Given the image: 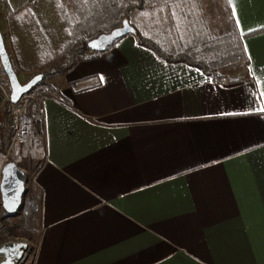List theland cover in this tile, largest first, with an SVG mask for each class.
Masks as SVG:
<instances>
[{
    "label": "crops",
    "instance_id": "1",
    "mask_svg": "<svg viewBox=\"0 0 264 264\" xmlns=\"http://www.w3.org/2000/svg\"><path fill=\"white\" fill-rule=\"evenodd\" d=\"M228 1L244 79L128 35L46 80L33 264H264V0Z\"/></svg>",
    "mask_w": 264,
    "mask_h": 264
},
{
    "label": "trees",
    "instance_id": "2",
    "mask_svg": "<svg viewBox=\"0 0 264 264\" xmlns=\"http://www.w3.org/2000/svg\"><path fill=\"white\" fill-rule=\"evenodd\" d=\"M4 1L6 0H0V3ZM50 1L53 3L60 23L64 26V34L68 41L63 60L59 62H43L36 66L32 78L42 74L43 80L38 85L42 86L46 91L53 92L52 86L46 81L49 77L67 73L75 67L81 58L96 54L88 49L89 41L103 33H108L123 26L125 20H128L135 28L134 37L138 45L152 51L158 58L167 63L186 64L197 68L213 80L238 81L249 75L250 59L245 50L244 38L252 34L242 36L239 33L228 0H222L221 4L226 12L229 28L224 33L216 35L212 34V32L204 31L205 29H200L199 21L192 17L195 0H71L73 12L67 8L65 0ZM156 6L167 7L172 15L179 13L185 21L188 20L191 29L189 28L190 33L187 34V37L190 36V38L185 41L181 39L177 44L172 42L169 45H165L143 33L131 23L135 12H143L147 8ZM86 12H91L89 17L84 20L79 19ZM184 20H182V24H187ZM194 25L199 30L195 31ZM12 42L13 45L16 44L17 39L12 37ZM9 57L18 75L13 56L10 53ZM233 73L237 76L235 77ZM6 84L11 91L8 79ZM8 115L9 103L5 102L2 106V119H6ZM37 216L38 220L39 215ZM11 218H15V215H9L3 210L0 197V227L9 223Z\"/></svg>",
    "mask_w": 264,
    "mask_h": 264
},
{
    "label": "rangeland",
    "instance_id": "3",
    "mask_svg": "<svg viewBox=\"0 0 264 264\" xmlns=\"http://www.w3.org/2000/svg\"><path fill=\"white\" fill-rule=\"evenodd\" d=\"M65 2L67 8L73 12L71 0H65ZM221 2L222 0H195L192 17L199 21L200 29H205L204 31L212 32L214 35L228 30L226 12ZM89 14L91 12H86L79 19L84 20L89 17ZM176 15H172L167 7L156 6L133 15L131 23L159 43L169 45L173 42L177 44L181 39L185 41L190 38V36L187 37V34L190 33L189 28L191 29V27L188 20L185 21L180 15ZM182 20L187 24H182ZM193 28L195 31L199 30L196 25ZM63 29L64 26L60 23L50 0H6L0 3V30L7 51L13 56L18 70V78L22 84L27 83L32 78L39 63L63 60L68 41ZM12 37L17 39L15 46ZM103 53L97 52L88 60ZM54 77L56 79L62 76L56 75ZM0 80L6 84L7 78L1 63ZM4 102L6 100L0 91V109ZM8 118L9 115L6 119H2L0 116V122L6 121ZM7 142V135L0 123V151L4 149ZM23 167L26 170L35 169L33 162L29 160L24 163ZM37 215L32 221L34 230L38 229ZM9 223L0 227V246L5 242L18 240L28 243L30 252L34 250L37 246L38 237L25 233L16 217L11 218Z\"/></svg>",
    "mask_w": 264,
    "mask_h": 264
},
{
    "label": "built area",
    "instance_id": "4",
    "mask_svg": "<svg viewBox=\"0 0 264 264\" xmlns=\"http://www.w3.org/2000/svg\"><path fill=\"white\" fill-rule=\"evenodd\" d=\"M0 91L6 102L9 103V118L2 122V129L7 135V144L0 151V183L2 172L9 162H14L25 173V195L22 205L15 214L17 221L25 233L37 236L41 230L32 228V221L40 212L42 193L37 182L38 169L26 170L23 165L29 160L40 163L46 159L45 148V116L46 101L50 98H59L58 94L46 91L37 85L21 97L17 103L11 102V91L7 84L0 80ZM29 245L23 241H9L0 246L3 258L0 264H33L36 249L30 252ZM6 249V252H1ZM16 249H19L15 252Z\"/></svg>",
    "mask_w": 264,
    "mask_h": 264
},
{
    "label": "water",
    "instance_id": "5",
    "mask_svg": "<svg viewBox=\"0 0 264 264\" xmlns=\"http://www.w3.org/2000/svg\"><path fill=\"white\" fill-rule=\"evenodd\" d=\"M135 28L125 20L123 26L118 27L108 33H103L97 38L88 42V49L92 52H105L117 40L128 35H135ZM0 63L6 74L11 88V102L17 103L22 96L36 87L42 80L43 75L38 74L31 78L27 83L22 84L15 72L7 51L3 34L0 30ZM25 173L14 162H9L3 169L2 180L0 183L1 206L9 215H15L22 205V199L25 195ZM1 252H6L2 249ZM2 264H9L4 262Z\"/></svg>",
    "mask_w": 264,
    "mask_h": 264
},
{
    "label": "bare ground",
    "instance_id": "6",
    "mask_svg": "<svg viewBox=\"0 0 264 264\" xmlns=\"http://www.w3.org/2000/svg\"><path fill=\"white\" fill-rule=\"evenodd\" d=\"M19 250V249H16L15 252ZM3 258L2 254H0V260Z\"/></svg>",
    "mask_w": 264,
    "mask_h": 264
}]
</instances>
